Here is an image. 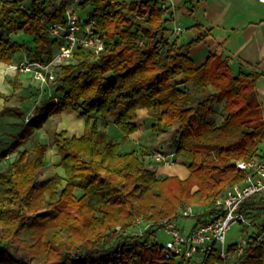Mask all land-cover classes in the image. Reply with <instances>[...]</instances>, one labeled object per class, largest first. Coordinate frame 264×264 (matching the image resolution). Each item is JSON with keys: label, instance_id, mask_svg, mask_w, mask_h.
I'll use <instances>...</instances> for the list:
<instances>
[{"label": "trees", "instance_id": "1", "mask_svg": "<svg viewBox=\"0 0 264 264\" xmlns=\"http://www.w3.org/2000/svg\"><path fill=\"white\" fill-rule=\"evenodd\" d=\"M163 1L79 0L104 50L98 58L78 50L77 64L62 67L51 100L37 107L0 154V162L15 155L0 169V264H189L165 259L151 236L187 206H213L229 186L243 181L237 161L261 157L260 76L235 75L217 50L197 67L184 46L168 38L172 15ZM64 21L58 0H1L0 61L10 64L23 50L31 60L49 62L57 52L49 24ZM18 31L34 37V51L11 40L8 33ZM78 66L82 70L75 74ZM218 106L224 118L216 125ZM68 108L85 118L84 134H53L65 177L54 173L39 180L51 144L37 131ZM140 109L156 122L154 132H173L172 148L190 171L187 179L156 175L147 167L145 149L120 152L137 130ZM7 112L23 116L10 108L1 115ZM110 117L125 134L120 142L100 128V119ZM242 212L264 217V195L246 201ZM138 220L152 229L127 234ZM233 264H264L254 233Z\"/></svg>", "mask_w": 264, "mask_h": 264}, {"label": "crops", "instance_id": "2", "mask_svg": "<svg viewBox=\"0 0 264 264\" xmlns=\"http://www.w3.org/2000/svg\"><path fill=\"white\" fill-rule=\"evenodd\" d=\"M154 1V0H151ZM29 2V1H28ZM171 21L168 23V38L176 40L184 51L193 59L197 67L203 65L211 52L217 50L228 60L232 72L258 74L257 82L260 100L264 108V2L260 0H169ZM176 27L184 32L176 34ZM12 41L26 45L35 50L34 37L23 31L8 33ZM202 37L200 41L198 39ZM193 41L192 46H188ZM10 64L0 61V154L8 149L15 137L22 131L23 125L36 116L37 107L47 104L53 95L55 84L42 85L35 81L31 74L18 73L14 65L29 59L27 52L13 54ZM14 83L17 86H14ZM16 112L1 113L7 109ZM53 122L54 131L66 132L68 137H80L84 134L86 120L76 110L68 108L60 115L50 117L44 126L37 131L42 140L49 136V123ZM137 130L123 142L120 152L126 154L145 149L148 152L146 162L148 168L158 176H178L185 180L190 171L185 161L176 157L172 148L173 132H154L155 121L146 109L137 111L135 120ZM100 128L115 141H122L125 134L115 125L114 118L100 119ZM48 130V131H47ZM44 131V133H43ZM45 134V135H44ZM52 134V135H53ZM33 144V141L29 142ZM48 143V142H47ZM156 153V155H155ZM164 160L157 161V154ZM261 157L264 159V141L260 144ZM14 154L4 157L0 164H7ZM45 165L38 170H52L65 177L60 166L61 158L55 145L49 147ZM49 168V169H48ZM47 180V179H43Z\"/></svg>", "mask_w": 264, "mask_h": 264}, {"label": "built area", "instance_id": "3", "mask_svg": "<svg viewBox=\"0 0 264 264\" xmlns=\"http://www.w3.org/2000/svg\"><path fill=\"white\" fill-rule=\"evenodd\" d=\"M167 1L169 0L163 1V7H169ZM62 3L65 6L64 23L49 24L50 38L57 46L52 59L47 63L25 59L14 65L15 71L31 74L42 85L56 84L62 67L74 60L78 50L83 49L94 58H98L104 50V43L93 32L94 21L89 17L81 19L78 13L79 0H58V5ZM48 7L49 11H53L52 4ZM174 32L181 34L184 30L176 27ZM156 160H164V157L158 153ZM236 164L245 174L243 181L229 186L213 206L203 211L198 212L192 205L181 211L180 217L197 219L189 231L183 230L179 225L180 217L164 221L158 226L151 238L159 243L156 236L159 230L167 236L168 240L164 244L159 243L165 259L184 258L190 262L198 254L202 259L199 264H233L244 254L248 235L251 233H254L257 245L264 250V217L252 219L242 212V205L246 201L264 195V159L256 156L250 160L237 161ZM205 213L208 215H204ZM235 224L244 226V229L251 228V232L243 231L236 243L228 245L227 236ZM134 225L138 231L133 226L127 234L142 236L152 229V224L142 220ZM117 230L122 231V227L118 226Z\"/></svg>", "mask_w": 264, "mask_h": 264}, {"label": "rangeland", "instance_id": "4", "mask_svg": "<svg viewBox=\"0 0 264 264\" xmlns=\"http://www.w3.org/2000/svg\"><path fill=\"white\" fill-rule=\"evenodd\" d=\"M78 13H79L81 19H83V20H86L88 18V13L86 11H81L79 9ZM55 50L57 51V46H55ZM73 63L77 64L75 61H73ZM81 70H82L81 67L78 66L76 68V70H75V74H78ZM222 107L223 106H218L217 115L214 117V123L216 125L220 124L222 122L223 118H224L223 117L224 115L222 113ZM54 126H56L55 123H53V122L49 123V127H47V129L51 130V132L49 131L50 135L47 136L46 139L43 138L42 140H44L45 142H49L51 144V140H52V137H53L52 134H53V131H54ZM43 133H44V131H43ZM51 146H52V144H51ZM163 161H165V160H163ZM6 165L7 164H0V169H4L6 167ZM52 174H53V172H52L51 169H49V171H47L45 169V170L41 171V173H39L38 179L39 180L48 179ZM194 208H195V210L200 212V211L205 210L207 207H196V206H194ZM196 221H197V219H195V218H183V217H180L178 219L179 225L181 226V228L183 230H186V231H189L196 224ZM134 227H135L134 228L135 231H138L135 225H134ZM142 227H144L143 224H142ZM244 228H245L244 226L236 225V224L232 226V229L228 233V236H227L228 245L236 243L238 241V239H239V236L243 234L242 233L243 231L251 232V228H246V229H244ZM156 236H157V239H158L159 243H161V244H164L168 240L167 236L160 230L157 231ZM150 239L152 240V238H150ZM201 260L202 259H201L200 255L197 254L189 262V264H199L201 262Z\"/></svg>", "mask_w": 264, "mask_h": 264}]
</instances>
